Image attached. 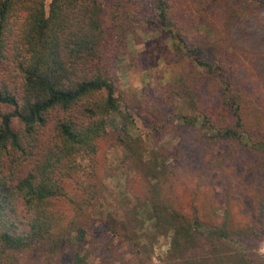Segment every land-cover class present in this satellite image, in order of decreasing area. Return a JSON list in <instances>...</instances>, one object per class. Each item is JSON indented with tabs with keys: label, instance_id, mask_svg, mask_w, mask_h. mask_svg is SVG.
<instances>
[{
	"label": "trees",
	"instance_id": "16d2710c",
	"mask_svg": "<svg viewBox=\"0 0 264 264\" xmlns=\"http://www.w3.org/2000/svg\"><path fill=\"white\" fill-rule=\"evenodd\" d=\"M151 1L173 49L192 46V61L216 71L224 83L223 102L233 110L234 123L215 127L199 121L208 132L204 135L264 152V139L254 129L260 126L257 117L253 121L242 113L244 96L229 87L230 58L227 42L215 33L219 25L205 20L200 24L206 27L204 37L198 27L191 34L164 0ZM107 27L97 0H49L46 6L44 0H0V264H59L62 250L85 240V216L101 186L94 158L108 129L116 131L118 141L129 138L130 123L103 64ZM126 142L118 144L127 158L154 182L144 199H136L134 210L146 215L154 233L169 235L163 264H208L209 255L217 259L241 229H229L226 212L219 224H209L160 199L166 157L155 152L143 158L139 143ZM109 224L114 231V222ZM238 254L229 264H248ZM86 255L81 248L73 251L69 264H88Z\"/></svg>",
	"mask_w": 264,
	"mask_h": 264
},
{
	"label": "rangeland",
	"instance_id": "374dc122",
	"mask_svg": "<svg viewBox=\"0 0 264 264\" xmlns=\"http://www.w3.org/2000/svg\"><path fill=\"white\" fill-rule=\"evenodd\" d=\"M97 1L108 24L103 64L130 123L129 138L118 141L116 131L108 129L94 158L101 186L85 216V240L62 250L59 264H69L79 248L86 251L88 264L164 263L169 235L154 233L146 215L134 210L136 199H144L154 182L127 158L128 151L118 144L126 140L139 143L143 158L155 152L166 157L167 181L160 199L209 224H219L226 212L229 229H241L231 235L237 245H230L231 239L217 259L209 255L208 264H229L238 258L236 252L248 264H264V152L205 136L206 127L199 123H234L233 110L223 102L224 83L216 71L192 61V46L173 49L151 0ZM164 1L191 34L198 27L204 37L206 27L200 24L205 20L219 25L215 33L227 42L230 58L229 87L244 96L242 113L253 121L257 117L260 126L254 129L264 139V5L253 0ZM176 114L198 120H179ZM139 236L143 242L137 244Z\"/></svg>",
	"mask_w": 264,
	"mask_h": 264
}]
</instances>
